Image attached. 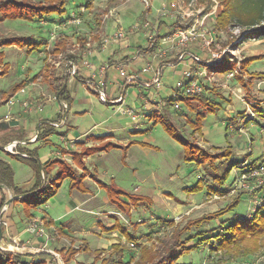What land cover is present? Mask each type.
I'll list each match as a JSON object with an SVG mask.
<instances>
[{
  "label": "rangeland",
  "instance_id": "1",
  "mask_svg": "<svg viewBox=\"0 0 264 264\" xmlns=\"http://www.w3.org/2000/svg\"><path fill=\"white\" fill-rule=\"evenodd\" d=\"M226 1L229 8L233 6L235 14L225 28L217 26L218 17L225 9L222 0H67L63 18L53 14L56 16L52 20L43 18L31 22L17 19L7 20L0 25V37L23 34L27 36V48L34 52L27 60L12 46L3 48L5 61L12 68L0 77V92H8L15 84L22 82V79L19 80L20 71L27 77L31 75L36 83L50 91L54 76L68 73L71 76L67 86L75 99L77 112L68 110L65 113L62 107L59 109V101L52 100L43 104V115L55 118L61 114L62 119L66 117L68 126H77L78 134L91 132L96 124H100V127L92 132L100 134L114 126L115 135L126 134L127 137L132 136L133 142H144L145 145H133L127 166L122 164V151L112 149L105 156L107 169L101 167L99 170L102 181L114 183L131 194L144 197L146 201L135 206L125 197H120L127 206L124 209L128 211H125L109 200L105 202L106 191L101 189L102 193L99 191V195L94 196L95 205H90L96 211L86 213L72 209L75 202L70 200V185L64 184L57 201L61 200L62 206L59 205L62 208L67 204L74 212L61 219V224L64 222L73 227L67 230L69 235L64 236V242L57 243L52 239L51 230L48 232V227L52 225H45L44 221L40 220L44 233L27 231L28 225L34 221L31 219L26 231L35 238L45 239V244L37 251L47 250V243L51 241L50 247H58L53 254L57 261H61L60 264L63 261L56 251H67L71 247L78 248L79 252L70 264L76 261L102 264V259L107 258L123 260L115 261L120 264H143L144 258L140 257L145 251H151L154 257L158 255L159 259L167 255L170 247L173 248L172 252L179 255L177 264H264V233L257 250L250 254L244 252L246 244L218 246L222 240V234L220 237L217 235L218 231L224 232L223 227H228L235 219L250 217L264 205V79L251 76L257 72L264 73V22L244 26L237 19L236 14L253 11L255 0ZM190 27L195 29L196 36L185 46L178 44L174 32ZM119 32H124L126 38L111 41L107 47L119 52L121 63H127L124 60L136 55L142 59L141 65L146 62L156 65L165 60L169 63L178 61L182 50L188 52L181 61L183 64L173 67L174 62H171L169 64L173 66L163 71L160 98L167 102L165 106L157 107L153 99H148L145 105V98L155 88L143 89L135 83L124 89L122 107L103 103L89 89L90 85L71 74V67H66L67 60L63 53L54 54L55 44L59 42L66 43V53L76 56L79 47L82 50L94 49L93 42H98L97 46L101 47L104 38L113 37ZM256 32L259 34L253 35ZM154 39L155 46L152 45ZM88 42L92 45L88 46ZM122 44L126 46L121 48ZM38 45V49L32 50ZM190 54L198 55L203 62L194 61ZM254 56L260 59L250 61ZM46 57L47 66L43 68ZM224 60L237 66L229 73L220 72L215 63ZM244 61L248 66L246 71L241 72L240 63ZM184 70L191 71L202 83V95L215 105L214 111H210L211 106L196 100L190 103L181 100V107L176 109L174 102L168 101ZM38 75L41 76L40 80L37 79ZM108 75L109 95L112 86H122L125 78L120 77L117 69H112ZM122 91H118L117 95ZM18 98L21 99L20 95ZM154 107L158 110L155 111ZM128 108H134L138 116L136 120L124 114ZM7 111V106L1 104L0 117ZM158 116L177 128L182 139L170 135L161 121L156 122ZM198 122L201 130L196 129ZM123 127L126 128L123 130ZM58 140V135L52 134L51 143L45 148L48 153L56 150ZM182 140L205 149L215 157L222 155L224 149H232L230 159L217 160L220 162L217 172L220 178L225 170L231 169L227 182L221 184L214 178L213 170L186 160ZM7 158L16 173L26 164L18 157ZM198 185L201 189L195 191ZM223 190L227 191L224 195L221 194ZM94 192L90 195L93 196ZM75 193L76 197L85 195L79 191ZM238 195L241 200L236 207L220 219L202 226L207 240H198L195 237L197 230L182 234V240L194 237L187 245L196 244V247L188 254L180 255L183 248L173 240L176 228L182 229L191 219L227 207ZM260 213H264V206ZM58 232L54 230V233ZM109 240L113 241L111 246L99 249L103 244H109ZM114 243L119 249H113ZM97 249L98 255L95 253ZM22 251L27 256L28 252L25 249ZM144 263L150 264L148 261Z\"/></svg>",
  "mask_w": 264,
  "mask_h": 264
},
{
  "label": "crops",
  "instance_id": "2",
  "mask_svg": "<svg viewBox=\"0 0 264 264\" xmlns=\"http://www.w3.org/2000/svg\"><path fill=\"white\" fill-rule=\"evenodd\" d=\"M53 16L56 15H52L51 17H47L46 19L52 20ZM60 18L63 17L60 16ZM5 21L7 20L0 22V25H3ZM12 36H20L23 38H27V36H23V34H16V35L13 34ZM93 43H94L93 44L94 49L82 50L79 47L80 50L76 54L74 60L79 70L78 74L80 78L78 79L83 83L90 85L89 89L95 92L92 85L88 81L93 79H95L96 82H99L101 80H107V89H108V77H109L108 74L109 72L112 71V69H117V66L122 61H121V56L118 57L119 52L112 51L110 48L107 47V45L102 44L101 47H98L97 46L98 42H93ZM87 44H90V42H88ZM91 45L92 44H90V46ZM11 46H12L11 48H13L16 52H18L22 58H27V60L29 59L30 55L34 53L30 51L29 48H27L28 46L27 47H20L17 45H11ZM124 46L126 45L122 44L121 48ZM4 47L5 46H1L0 51L4 52L5 54V51L3 49ZM6 47H10V46H6ZM84 59L89 60L90 66L84 64ZM124 61H127L126 68L129 73L138 72L148 64V62H146V64L141 65V63L143 62L142 59L138 57V55H136V57L132 56ZM4 62L6 63L5 57H4ZM159 62H157L155 66L162 67L163 71L166 67L173 66L169 64L171 62H174L173 67H177L178 65L183 64V62H178L177 60L169 61V63H167L168 61L166 60L164 61V63H159ZM8 64H9V69L7 73L12 68L11 64L10 63ZM43 68H44V62H43ZM102 69L104 71L103 73H102ZM182 73L183 72H181V75ZM40 75H38L39 76V78H37L38 80L41 79ZM28 76L29 77L25 76V74H22V71H20L19 80L22 79V81H24L23 87L25 88L27 87L26 91L27 90L28 91L25 94L19 93L18 95H20L21 97L20 101L23 100L31 101L32 104L30 108L26 109L20 103L14 105L13 107H9V105L7 104V100H8L7 95L10 90L8 92L6 91L0 92V105L1 104L6 105L8 108L7 113L10 112L13 117L12 119L17 120L19 122V124L16 126L4 128L0 130V160L7 161L11 166H13L12 162L7 158V156H12L13 158L21 157L22 159H27L29 157L26 156L25 154H28L30 151H34L36 152V155L42 165L49 162V160L55 158H59L67 161L73 168H75L78 171L79 174L85 173L86 175L85 178L83 179V185L86 188V192H82L78 189H73V190L70 189L71 191L70 196L72 197L70 200H73V202H75L74 207L72 209L75 210L80 209L86 213H93L96 211V208L90 207V205H95L93 203L95 200L94 196L99 195L98 192L101 189H104L98 185L93 175L99 174L98 176L100 178L101 167H104L105 170L107 169L105 168L106 166L105 156H107L112 149H119L120 151H122L121 152L122 164H124V166H127V164H130L131 150L133 148V145L140 144L141 146H145L144 142L134 141L133 143L132 136L127 137L126 134L115 135L114 134L115 130L113 129L114 126L108 127L106 130L107 132L101 134L92 132L96 129H99L100 124L94 125V127L90 130L91 132H85L83 134H78L77 126H73V125L68 126L67 123L59 127H53L51 125V122L59 121V119L61 118V114H57V116L53 118L50 115H43V109L41 111H37L35 108V105L37 103H41L43 106L45 102H51L52 100L59 101L57 98L53 99L55 95L53 87L52 90L50 91L45 86L40 85V83H36L31 75ZM149 76L150 74L145 75V78H148ZM123 84L124 82H122V86ZM122 86L121 85L112 86V91L109 93L111 99H115L119 96L117 95L118 91L121 90L124 91L126 86L125 85L123 87ZM69 94L72 100L69 111L71 110L75 111V105H76L75 99L72 97L70 91ZM153 102L156 103V100L154 98H153ZM123 103L124 102L117 104H111V103L109 104L111 106L122 107ZM59 109L61 110V106L59 107ZM2 121H4L3 117H0V122ZM125 128L126 127H123V130ZM52 134L58 135L59 144L56 150L53 149L51 153H48L45 148L46 146L50 145ZM115 137L116 138L118 137V139L115 140L116 139ZM105 143H110V145L107 146V148H103L101 150V148ZM11 144H12L11 147H13V151L6 149V147ZM63 149L66 151L68 150L69 153L62 154L61 150ZM82 151L86 152V154H83L81 157L85 165L84 167L81 166L79 167L77 163L73 160V152L81 153ZM21 158L20 160H22ZM23 164H25V161ZM21 169L22 170L19 171L18 173L14 171V178H13L14 187L22 191V193L31 192L37 186L39 181L36 172L28 163H26L25 166ZM59 170H60V166L57 164L52 171V175H56L59 172ZM70 183H71V178L66 177L61 182V186L59 187L57 193L53 197L48 199L45 203L39 205L37 208H31L29 210V213L25 212V205L22 202H12L9 208L3 211L1 216L3 235H2V239L0 240V243L2 245L0 249L7 251H15L19 253H24V251L22 250L25 249L28 252V254H39L44 252L54 255L53 252L58 247H50L51 241L47 243V247H48L47 250L41 252L37 251L38 247H42L45 244L44 241L45 239L41 237L35 238L34 235L26 231V227L31 219H40L42 222L44 221L45 225H52L48 227V232L51 230V233L53 234L52 239L55 240V242L57 243L64 242L63 240L66 239V237L64 238V236L69 235L67 230L71 228L72 224L66 225L63 224L64 222H62L61 224V219L67 218L74 211L71 208H69L67 204H64L65 208L64 207L62 208L61 200L57 201V199H58V194L60 193V190L64 186V184L70 185ZM95 188L96 189L98 188L96 192H94ZM75 191L82 192V195L84 193L85 194L83 195L84 197H76ZM93 192H94L93 196L90 195ZM12 195H15L13 193V190L8 188L5 184L0 183V206L3 199L5 200L4 202L5 205L6 202L9 201ZM106 196L107 197H104L105 202L109 200L107 191H106ZM52 198H55L54 201H52ZM3 207L0 209V213ZM62 209L64 210L62 211ZM31 215L32 217H30ZM40 215H43L44 217H40ZM55 229L59 231L57 233L59 235L54 233ZM60 229H62L61 231L63 233L60 232ZM109 241H110L109 244L107 245L103 244V246L99 247V249L107 248L108 246H111L113 241L111 240ZM9 246H11L12 249H8L10 248ZM29 250H31L32 252H30ZM58 262L60 264L61 261Z\"/></svg>",
  "mask_w": 264,
  "mask_h": 264
},
{
  "label": "trees",
  "instance_id": "3",
  "mask_svg": "<svg viewBox=\"0 0 264 264\" xmlns=\"http://www.w3.org/2000/svg\"><path fill=\"white\" fill-rule=\"evenodd\" d=\"M67 0H0V22L4 20H23V21H34L37 19H46L47 17L52 16L53 14L62 16L65 12L64 5ZM255 8L251 13L245 12V13H238L237 19L243 24L244 26H251V25H257L264 22V0H255ZM222 4L225 5V9L222 11L221 15L218 17L217 20V26L220 28H225L228 23L230 22L231 18L235 14V11L233 6L229 8L228 2L226 0H222ZM264 31V30H263ZM259 32L253 33V35H258ZM81 42L83 43L84 40L81 39ZM156 42L154 39V42L152 43L153 46H155ZM11 45H17L20 47H27L28 44L25 42V38L20 36H4L0 37V47L1 46H11ZM54 48V54L59 55L60 53H63V56L68 61H73L75 63V55H71L69 53H66V43L64 41L59 42L55 44ZM38 47H34V49H38ZM184 51V50H182ZM181 51V52H182ZM4 52L0 51V77L4 76L8 69L9 64L4 62ZM256 59H260L258 56H254L250 59V61H255ZM247 62H241L240 63V70L241 72L246 71L247 68ZM47 66V57L44 61V67ZM215 66L217 67V70L224 73H229L235 69L237 64H231L230 62L224 60L223 62L215 63ZM77 67V65H76ZM79 70L77 68L75 76L77 78H80L78 74ZM70 74L65 73L61 76H54L53 78V90L56 98L59 101H64L68 104V110L70 109V105L72 103L67 83L70 79ZM251 76H254L256 78H262L264 79V73H254ZM24 85V81L21 83L15 84L11 90L8 93L9 99L11 96H13L17 91H19ZM97 94V92H94ZM98 95V94H97ZM187 103H190L191 100H196L199 103L205 105V106H211L210 111H214L213 104L210 103L209 99H207L204 95H191L186 96L183 98ZM213 109V110H212ZM157 121H161L164 126L166 127L167 131L170 135H172L175 138L182 139L180 136V133L177 128H175L170 122H167L165 119L161 116H158L156 118ZM61 120V118L59 119ZM200 122H198V126L196 127L197 130H201L199 126ZM185 149H186V160L194 161L198 165H205L208 169H211L214 171L215 175L214 178L218 179L221 184H224L227 182L231 169H227L222 174V177L220 178L217 174L218 172V165L219 160L221 159H230L232 156V149L227 148L224 149L225 151H222V155H219L215 157L214 155L208 153L205 149H202L196 145H193L189 141L182 140ZM134 143V142H133ZM110 143H105L101 150L103 148H107ZM29 152V151H28ZM62 154L69 153L67 150H61ZM30 155L27 159H22L26 163H28L36 172V175L39 179L37 186L31 191L30 194L27 196L15 199L13 202H22L25 205V212L29 213V210L31 208H37L39 205L45 203L48 199L53 197L59 187L61 186V182L66 178H71L70 183V189H78L82 192H86V188L83 185V179L85 178V173L79 174L78 171L73 168L67 161L55 158L49 160L46 164L42 165L36 155V152L30 151L28 153ZM86 154L85 151H82L81 153L73 152V160L77 163V165L80 167H84L85 163L81 159L82 155ZM213 158H216L213 160ZM60 166V170L56 175H52V171L55 168L56 165ZM94 179L98 183V185L101 188H104L107 191L109 200L118 205L121 209L128 211L126 208L127 206L124 204L123 201H121L120 197H125L127 200L132 202L135 206L139 204V202L146 201V199L142 196H137L134 194H131L122 188H119L114 183L106 184L103 181L100 180L99 176L97 174L93 175ZM13 178H14V170L12 166L4 160H0V183L5 184L8 188L13 190L14 194H22V191L18 190L16 187H14L13 184ZM201 189V186H197L195 191H198ZM227 191L223 190L221 194H225ZM241 196L238 195L231 201V203L225 207L220 209L219 211L204 214L201 217L191 219L187 221V223L182 227V229L176 228L174 235L175 241H178V244L180 247H182L180 255L188 254L191 250H193L196 247L195 245H192L189 247L187 245V242H191L194 237L190 236L185 240L181 239V236L185 232H191L193 230H197L195 237H198L202 240H207L206 238V232L204 230H201L202 226L204 224H209L213 220L220 219L225 214L229 213L236 205L240 202ZM5 200L3 199L0 209L3 207ZM264 206V205H263ZM258 208L255 213H252L250 217L246 218L244 217L242 220L235 219L234 222H232L228 227H223L224 232L220 233L217 232L218 237H220L222 234V237L220 238V242L218 246L224 247L228 246L231 243H241L246 244V249H244V252L246 254L253 253L257 250L260 242V238L262 237L264 233V213H260L262 207ZM32 217V215L30 216ZM201 230V231H200ZM220 235V236H219ZM208 238H211L210 236ZM188 240V241H186ZM186 244L183 246V244ZM113 249H119V247L114 243ZM217 249H221L217 247ZM173 248L170 247L169 252L167 255L154 257L155 255L151 253V251H145L144 255H141L140 258H144V262L148 261L150 264H177V258L178 256L176 253L172 252ZM79 252L78 248L71 247L69 250L65 251V249H62L58 251V253L61 256V259L63 261V264H70L73 261V257ZM96 255L99 254V251H95ZM22 257L23 254L15 251H7L0 249V264H59L57 259L54 257V255H51L49 253H39V254H27V257H32L33 259L31 261H27L26 263H22ZM158 259V260H157ZM96 260V258H95ZM102 264H120L116 263L115 261H123V260H116L115 258H107L102 259ZM109 261H114L113 263ZM143 262V264H145ZM123 264V262H121ZM75 264H83L81 262H75Z\"/></svg>",
  "mask_w": 264,
  "mask_h": 264
},
{
  "label": "built area",
  "instance_id": "4",
  "mask_svg": "<svg viewBox=\"0 0 264 264\" xmlns=\"http://www.w3.org/2000/svg\"><path fill=\"white\" fill-rule=\"evenodd\" d=\"M196 36V32L194 28L188 29H183L180 28L178 30H176L174 32V38L175 40L178 42V44L180 45H187L194 37ZM54 38V36H53ZM125 33L124 32H119V33H115L113 35V37L110 38H104L102 44L107 45L109 42L111 41H120L125 39ZM88 46H90V44H87ZM188 52L187 51H182L180 52L179 56H178V61L181 62L183 59H185V57H187ZM192 57V59L198 63L203 62V60L198 56V55H193L190 54ZM84 64L87 66H90V62L88 59H84ZM66 67H71V74L75 75L77 67L74 64L73 61H68L66 63ZM127 63H120L117 66V70L120 74V77H124L125 81L123 86L125 85L126 88L135 83L137 85H140L143 89H150V88H155L154 92L150 91V95L147 96V98H145V105L148 104V99L152 100L153 98L156 100V103H153L155 105H157V107H161V106H165L166 105V101L160 98V89L162 87V78H163V69L162 67H157L153 64L148 63L144 68H142L140 71L138 72H132L129 73L127 70ZM103 69H102V73H103ZM150 74V76L148 78H145V75ZM95 92H97L100 100L103 103L106 104H117V103H122L125 101L124 99V91H122V93L115 99H111L107 93V80H101L99 82H96L95 79L93 80H89L88 81ZM122 86V87H123ZM175 92L174 94L169 98V102H174V107L176 108H180V101L183 100L184 97L186 96H191V95H200L203 92V85L202 83L195 78V76L191 73V71L185 70L183 71L182 75H181V79L177 82L176 84V89H174ZM26 88L22 87L19 91H17V93H15L13 96H11L8 100H7V104L9 105V107H13L16 104H22L26 109L31 107V101L28 100H23L20 101V99L18 98V94H25ZM53 99H56V96L54 95ZM61 107L63 112H67L68 111V104L64 101H60ZM124 104V103H123ZM35 108L37 111H41L43 109V106L41 103H37L35 105ZM134 108H128L124 110V114H128L131 116V118L133 120L137 119V114L134 112L133 110ZM155 109V107H154ZM158 109H155V111H157ZM12 114L10 112L6 113L3 116V120L5 121H9L12 120ZM66 123V117L65 119L59 120V121H54L51 122V125L53 127H59L61 125H64ZM11 145H8L6 147V149H9L10 151H13V147H11ZM27 231L29 232H40V233H44V225L43 223L40 221V219H34L33 222H31L28 227H27Z\"/></svg>",
  "mask_w": 264,
  "mask_h": 264
},
{
  "label": "water",
  "instance_id": "5",
  "mask_svg": "<svg viewBox=\"0 0 264 264\" xmlns=\"http://www.w3.org/2000/svg\"><path fill=\"white\" fill-rule=\"evenodd\" d=\"M19 122L17 120H9V121H2L0 122V130L1 129H4V128H9V127H13V126H16L18 125ZM26 156L30 157L29 154H25ZM31 192H25V193H22V194H15V195H12L11 198L9 199V201L6 202V204L4 205L1 213H0V240L2 239V235H3V228H2V220H1V216H2V213L3 211H5L6 209L9 208V206L11 205V203L15 200V199H18V198H21V197H24V196H27L28 194H30ZM33 258L32 257H27L26 255H23L22 257V263H26L27 261H31Z\"/></svg>",
  "mask_w": 264,
  "mask_h": 264
},
{
  "label": "bare ground",
  "instance_id": "6",
  "mask_svg": "<svg viewBox=\"0 0 264 264\" xmlns=\"http://www.w3.org/2000/svg\"><path fill=\"white\" fill-rule=\"evenodd\" d=\"M2 245H1V243H0V247H1ZM10 248H8V249H12V247L11 246H9Z\"/></svg>",
  "mask_w": 264,
  "mask_h": 264
}]
</instances>
